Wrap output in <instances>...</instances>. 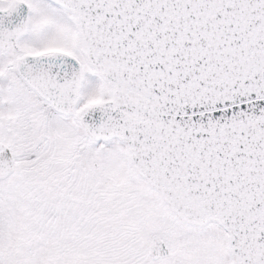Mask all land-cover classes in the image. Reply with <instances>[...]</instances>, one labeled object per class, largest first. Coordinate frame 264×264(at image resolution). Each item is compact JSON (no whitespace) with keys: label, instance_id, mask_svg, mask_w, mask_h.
<instances>
[{"label":"snow or ice","instance_id":"obj_1","mask_svg":"<svg viewBox=\"0 0 264 264\" xmlns=\"http://www.w3.org/2000/svg\"><path fill=\"white\" fill-rule=\"evenodd\" d=\"M0 264H264V0H0Z\"/></svg>","mask_w":264,"mask_h":264}]
</instances>
